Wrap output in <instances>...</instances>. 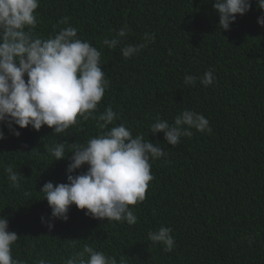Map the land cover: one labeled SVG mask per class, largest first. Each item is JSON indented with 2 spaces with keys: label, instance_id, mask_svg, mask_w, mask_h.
Listing matches in <instances>:
<instances>
[{
  "label": "trees",
  "instance_id": "obj_1",
  "mask_svg": "<svg viewBox=\"0 0 264 264\" xmlns=\"http://www.w3.org/2000/svg\"><path fill=\"white\" fill-rule=\"evenodd\" d=\"M213 4L40 0L35 35L47 38L54 26L56 31L68 26L58 24L67 17L78 37L102 53L101 68L111 83L96 115L111 106L119 114L115 125L125 124L133 136L142 134L167 155L150 161L154 179L145 200L131 206L134 225L96 220L73 205L67 222L55 220L49 231L41 217H50L51 209L39 191L49 181L66 183L69 161L55 162L48 149L64 141L85 144L101 130L91 118L56 135L47 126L39 131L29 126L18 129L17 138L4 128L0 216L19 237L14 259L65 264L88 244L117 264H264V28L257 23L264 10L251 0L249 12L222 31ZM124 25L128 35L121 44L105 46L103 40ZM145 33L155 34V41L124 58L121 47L144 43ZM209 70L215 79L205 87L200 79ZM186 75L196 83L185 85ZM185 109L203 114L211 134L193 129L191 137L171 146L162 133H150L157 116L172 124ZM8 166L25 177L18 188L7 179ZM161 226L172 229L171 252L148 239L149 231Z\"/></svg>",
  "mask_w": 264,
  "mask_h": 264
},
{
  "label": "clouds",
  "instance_id": "obj_2",
  "mask_svg": "<svg viewBox=\"0 0 264 264\" xmlns=\"http://www.w3.org/2000/svg\"><path fill=\"white\" fill-rule=\"evenodd\" d=\"M39 3L40 0H0V141L6 139L4 128L17 138L21 135L18 129L29 126L36 131L47 126L56 135L81 120H96L101 132L85 144L64 141L48 149L55 162L68 159L69 163L66 183L49 181L39 191L51 209V216H42L41 223L52 231L55 220L67 222L74 205L93 219L134 225L137 217L131 206L145 200L149 183L154 179L150 161L167 154L142 134L133 136L125 124L115 125L119 114L111 106L96 115L111 83L101 68V51L80 39L67 17L58 24L68 26L58 31L54 26L53 34L47 38L35 35ZM256 4L264 10V0H256ZM213 7L219 15L218 28L228 31L238 16L249 12L251 0H214ZM257 23L264 28V16ZM127 35L128 25H124L115 37L104 39L103 44L114 49ZM143 40L141 44L121 47L122 56L130 59L139 54L155 41V34L145 33ZM196 79L186 75L184 83L194 85ZM214 79L213 71L209 70L200 83L207 87ZM193 129L212 132L203 114L188 109L177 115L172 124L157 116L150 125V133H162L171 146L178 145L181 137H191ZM85 166L86 171L76 174ZM5 171L11 187L18 188L25 177L11 166ZM171 233L170 227L161 226L149 231L148 239L163 245V251L171 252L175 245ZM18 239L15 232L9 231L7 218L0 216V264H24L12 255V246ZM37 264L49 262L41 258ZM65 264H117V260L85 244Z\"/></svg>",
  "mask_w": 264,
  "mask_h": 264
}]
</instances>
